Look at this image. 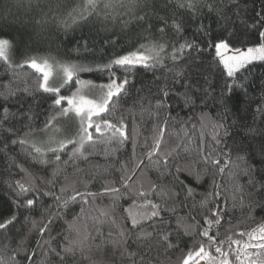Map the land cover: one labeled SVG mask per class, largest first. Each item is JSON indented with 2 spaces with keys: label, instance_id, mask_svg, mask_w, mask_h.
<instances>
[{
  "label": "snow or ice",
  "instance_id": "snow-or-ice-1",
  "mask_svg": "<svg viewBox=\"0 0 264 264\" xmlns=\"http://www.w3.org/2000/svg\"><path fill=\"white\" fill-rule=\"evenodd\" d=\"M10 17L30 43L0 34V264H264V220L219 231L264 211V96L252 123L231 107L253 103L264 0H0ZM85 26L137 40L93 64L87 39L77 61L36 47Z\"/></svg>",
  "mask_w": 264,
  "mask_h": 264
},
{
  "label": "trees",
  "instance_id": "trees-1",
  "mask_svg": "<svg viewBox=\"0 0 264 264\" xmlns=\"http://www.w3.org/2000/svg\"><path fill=\"white\" fill-rule=\"evenodd\" d=\"M77 2H79V0H68L69 5H74ZM20 19H24L23 15L20 16ZM204 22L208 24L212 23L211 21H204ZM213 28H216V25H213ZM194 29H195V24H190L187 33L188 38H191ZM29 31H30L29 28H25L23 25L16 23L11 17L7 21L0 20V34H9L10 36L14 37L17 41L23 40L26 44L30 43ZM116 32L117 35L113 36L112 39L119 40V44L115 47H110L106 44H103L102 41H103V37L105 36V33L101 31L100 34L98 35L96 29L92 28L91 26H85L82 28L77 27L74 32L69 31L67 35H65L63 32L59 33V35L55 34V32L51 35L46 33L42 39V43H40L36 47L44 51L50 50L54 55L59 53V56L63 58H67L70 56L73 61H77V53L73 52L72 49L77 47L78 42L82 43L83 39H87L89 44V51L85 52L81 50V52L79 53V56L81 58L86 57L87 59H80L78 62L87 63V64L103 63L106 62V60L110 56L115 55L117 53H121L122 49L129 48L131 44L135 43L137 40V36L135 33L132 34L120 33L119 27L116 28ZM102 55L104 57L103 61L100 59ZM193 57L199 59L196 53H193L192 57H190L189 59L191 60ZM93 58H95V60H93ZM194 70L195 69H193V71ZM0 71H2V69H0ZM251 72H252V76L250 78V87H249V95L253 99L251 108H248L246 114L245 109L247 106L244 103H234L231 106L232 111L235 112L237 116L244 117L246 122L248 123H252L251 109L254 108L256 102H258L260 98L264 96V92H262L261 90L262 88L261 77L264 76V65L258 63L255 67L251 69ZM120 74L121 75L123 74L122 71ZM156 75H160V72L158 70L156 71ZM81 78L99 81L103 77L101 76V74H96V73H82ZM138 78L142 79L145 83H148L152 80V72L151 71L145 72L143 70H140ZM137 86L139 87V85ZM72 90L73 89L64 90L63 94L68 95ZM234 118L235 117L230 115L228 117V120L226 121V124L230 126L231 121ZM257 124H259V121H257ZM229 131H231V127H229ZM224 142L227 144H231V140H228L227 138H225ZM223 146L224 145L222 144L220 147ZM90 163L100 165L101 168L99 169V171H102L103 166L110 163V161L105 160V158L102 156H97L92 158ZM78 164L80 167H86L88 162L80 161L78 162ZM69 171H71V169H69ZM217 179L219 180L220 178ZM224 181L225 183H227V177L224 178ZM197 192L203 194L204 188H198ZM101 204H106V202H101ZM229 219H231L232 225H238L239 228H251L255 226L254 221L258 223L261 220H264V211L257 209L249 214L237 208L235 212H230L229 216L225 218L224 227L219 229L221 233H224L225 229L230 227L229 223H227ZM17 227L19 228V226ZM34 241H35V237L33 238L32 246H35ZM178 254L179 253L174 254L173 259H175V255ZM107 259L114 262V264H120L118 252H115L114 254L110 252L107 256Z\"/></svg>",
  "mask_w": 264,
  "mask_h": 264
}]
</instances>
